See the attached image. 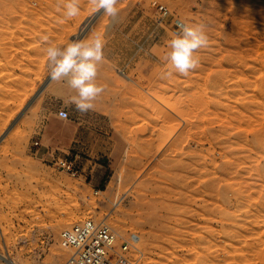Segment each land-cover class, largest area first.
Listing matches in <instances>:
<instances>
[{
    "label": "rangeland",
    "instance_id": "rangeland-1",
    "mask_svg": "<svg viewBox=\"0 0 264 264\" xmlns=\"http://www.w3.org/2000/svg\"><path fill=\"white\" fill-rule=\"evenodd\" d=\"M63 4L0 0V253L70 264L60 233L93 219L137 233L138 264L264 263V0H118L111 17L79 0L73 18ZM178 21L209 43L168 76ZM80 30L104 41L87 112L65 105L67 78L40 90L41 37Z\"/></svg>",
    "mask_w": 264,
    "mask_h": 264
},
{
    "label": "clouds",
    "instance_id": "clouds-1",
    "mask_svg": "<svg viewBox=\"0 0 264 264\" xmlns=\"http://www.w3.org/2000/svg\"><path fill=\"white\" fill-rule=\"evenodd\" d=\"M93 9L109 17L118 13V0H89ZM64 14L67 18H73L80 13L79 0H64ZM203 24L179 25V30L171 34L168 41L169 51L165 59L170 66L166 75L171 76L173 71L181 75H188L199 65L198 50L206 48L209 37ZM45 42V56L50 66V79L62 81L67 78V83L75 90L76 95L65 101L66 106L74 105L80 112L91 110L92 101L100 95L104 88L95 83L98 64L103 59L104 41L97 36L95 39H77L70 41L61 47L49 41V37H41Z\"/></svg>",
    "mask_w": 264,
    "mask_h": 264
},
{
    "label": "built area",
    "instance_id": "built-area-1",
    "mask_svg": "<svg viewBox=\"0 0 264 264\" xmlns=\"http://www.w3.org/2000/svg\"><path fill=\"white\" fill-rule=\"evenodd\" d=\"M153 5L161 19L171 16L167 6L157 2ZM176 24L179 27L181 21ZM58 114L62 118L68 117L65 109L59 110ZM38 144L37 141L33 143L34 146ZM66 168L72 175L78 173L72 163H67ZM59 238L60 244L71 251L70 264H138L143 257L139 248L141 238L137 233L120 232L104 220L86 219L64 229Z\"/></svg>",
    "mask_w": 264,
    "mask_h": 264
},
{
    "label": "bare ground",
    "instance_id": "bare-ground-1",
    "mask_svg": "<svg viewBox=\"0 0 264 264\" xmlns=\"http://www.w3.org/2000/svg\"><path fill=\"white\" fill-rule=\"evenodd\" d=\"M10 3V2H9ZM9 5V4H8ZM91 20H92V18H91ZM89 22V19L88 20H86V22L84 23V25H86L87 23ZM81 32V30L75 35V36H73V39H72V41L73 40H77L78 38H79V36H80V33ZM53 80H51L50 79V76H49V78L47 79V81L44 83V85L41 87V91L44 89V88H46L51 82H52ZM39 90V91H40ZM40 91V92H41ZM65 249H67V248H65ZM0 258L1 259H3V260H5L8 264H19V263H17L15 260H13V259H11V258H8V257H6V256H4V254H2V253H0ZM68 263H69V261H68Z\"/></svg>",
    "mask_w": 264,
    "mask_h": 264
},
{
    "label": "crops",
    "instance_id": "crops-1",
    "mask_svg": "<svg viewBox=\"0 0 264 264\" xmlns=\"http://www.w3.org/2000/svg\"><path fill=\"white\" fill-rule=\"evenodd\" d=\"M97 16V15H96ZM105 59L107 60V58L105 57ZM57 117L60 119V120H66V118H62L59 116V114H57Z\"/></svg>",
    "mask_w": 264,
    "mask_h": 264
},
{
    "label": "water",
    "instance_id": "water-1",
    "mask_svg": "<svg viewBox=\"0 0 264 264\" xmlns=\"http://www.w3.org/2000/svg\"><path fill=\"white\" fill-rule=\"evenodd\" d=\"M101 11H102V10H100L99 12H97L96 15L100 14ZM39 93H40V91H39ZM39 93H38V94H39Z\"/></svg>",
    "mask_w": 264,
    "mask_h": 264
}]
</instances>
